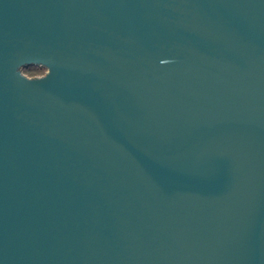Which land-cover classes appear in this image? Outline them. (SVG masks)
<instances>
[{
    "label": "water",
    "instance_id": "1",
    "mask_svg": "<svg viewBox=\"0 0 264 264\" xmlns=\"http://www.w3.org/2000/svg\"><path fill=\"white\" fill-rule=\"evenodd\" d=\"M0 264H264V0H0Z\"/></svg>",
    "mask_w": 264,
    "mask_h": 264
},
{
    "label": "clouds",
    "instance_id": "2",
    "mask_svg": "<svg viewBox=\"0 0 264 264\" xmlns=\"http://www.w3.org/2000/svg\"><path fill=\"white\" fill-rule=\"evenodd\" d=\"M162 63H169V61L165 60V61H162ZM32 65H35V66L43 65V66H45V67H47V68H49V69L51 70V67H49L48 65H46V64H44V63L34 62ZM22 70L27 71V70H29V69H27V67H26L24 64L19 65V66L17 67V69H16V72L18 73L19 77H21L23 80H25V81H27V82H39V81H43L44 79H46L47 77H49L50 74H51V72H50V74H49L46 78H44V79H40V80H29V79L25 78V77L22 75Z\"/></svg>",
    "mask_w": 264,
    "mask_h": 264
},
{
    "label": "rangeland",
    "instance_id": "3",
    "mask_svg": "<svg viewBox=\"0 0 264 264\" xmlns=\"http://www.w3.org/2000/svg\"><path fill=\"white\" fill-rule=\"evenodd\" d=\"M24 73H26V76L30 77V78H35V77H41L45 75V71H41L39 69H30L28 71H25Z\"/></svg>",
    "mask_w": 264,
    "mask_h": 264
},
{
    "label": "flooded vegetation",
    "instance_id": "4",
    "mask_svg": "<svg viewBox=\"0 0 264 264\" xmlns=\"http://www.w3.org/2000/svg\"><path fill=\"white\" fill-rule=\"evenodd\" d=\"M41 71H43V70H41ZM45 72H46V70H44ZM42 77V76H41Z\"/></svg>",
    "mask_w": 264,
    "mask_h": 264
},
{
    "label": "trees",
    "instance_id": "5",
    "mask_svg": "<svg viewBox=\"0 0 264 264\" xmlns=\"http://www.w3.org/2000/svg\"><path fill=\"white\" fill-rule=\"evenodd\" d=\"M28 71V70H27Z\"/></svg>",
    "mask_w": 264,
    "mask_h": 264
}]
</instances>
